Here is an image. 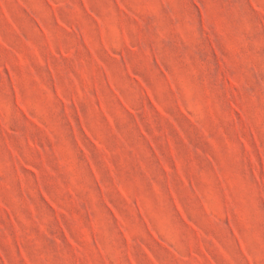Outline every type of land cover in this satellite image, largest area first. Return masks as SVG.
<instances>
[{"label":"rangeland","instance_id":"374dc122","mask_svg":"<svg viewBox=\"0 0 264 264\" xmlns=\"http://www.w3.org/2000/svg\"><path fill=\"white\" fill-rule=\"evenodd\" d=\"M0 264H264V0H0Z\"/></svg>","mask_w":264,"mask_h":264}]
</instances>
